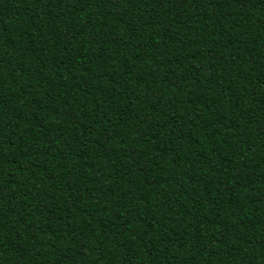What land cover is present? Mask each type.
I'll return each instance as SVG.
<instances>
[{
	"label": "trees",
	"instance_id": "obj_1",
	"mask_svg": "<svg viewBox=\"0 0 264 264\" xmlns=\"http://www.w3.org/2000/svg\"><path fill=\"white\" fill-rule=\"evenodd\" d=\"M0 264H264V0H0Z\"/></svg>",
	"mask_w": 264,
	"mask_h": 264
}]
</instances>
